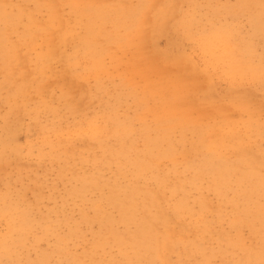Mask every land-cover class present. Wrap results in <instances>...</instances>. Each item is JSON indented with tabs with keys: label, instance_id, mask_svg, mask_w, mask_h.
Listing matches in <instances>:
<instances>
[{
	"label": "bare ground",
	"instance_id": "6f19581e",
	"mask_svg": "<svg viewBox=\"0 0 264 264\" xmlns=\"http://www.w3.org/2000/svg\"><path fill=\"white\" fill-rule=\"evenodd\" d=\"M74 1L62 0V4L75 16ZM30 2L35 6L26 11L29 8L23 3L0 0V104L6 100L10 111L6 115L0 111L1 125L9 140L16 129L8 122L11 115L47 118L49 123L40 125L41 142L52 145L56 140L55 157L71 176L69 180L60 171V178L67 177L69 185L62 189L55 220L50 218L47 224L35 222L22 206H5L11 216L0 239V262L21 264L19 250L34 245L27 237L38 225L52 237L39 254V264H264L261 100L237 93L229 102H210L202 109L204 117H193L190 104L180 100L188 99L189 92L179 75L161 86L162 82L153 84L142 69L135 77L142 80L143 99L137 101L132 116L124 111L119 117L116 111L103 108L101 118L107 124L63 125L58 110L48 104L57 94V85L41 89L51 78L47 75L50 62L58 60L59 42L66 38L68 14L58 0ZM208 2L183 0L176 13V29L186 31L184 39L203 45L204 53L219 52L221 65H241V54L234 47L245 50L251 41H264V0ZM86 11L97 19L104 14L114 16L115 8L89 3L78 9L76 17ZM133 15L139 19L142 10ZM196 15L200 20L209 15L201 28L218 24L214 39L205 34L206 29L199 33L191 21ZM243 23L246 30L238 31L236 27ZM86 24L83 37L95 39V23L87 18ZM122 27L123 32L129 30ZM113 31L108 38H116L121 47L124 40L117 38L119 31ZM262 60L260 55L258 64L243 63L254 72L246 76L247 81L264 79ZM179 62L177 68L183 69L185 65ZM228 72V91L246 86L247 81L236 83L246 79L245 70ZM14 73L21 76V83L15 81L19 78ZM31 84H35L29 88L34 95L27 88ZM161 93L174 107H181L184 115L176 116L174 108L146 98ZM85 94L90 96L86 90ZM119 95L106 96V104L118 101ZM129 95L134 96V91ZM205 95L211 97L208 91ZM72 134L84 143L77 151L66 143ZM83 230L89 232L88 238Z\"/></svg>",
	"mask_w": 264,
	"mask_h": 264
},
{
	"label": "rangeland",
	"instance_id": "374dc122",
	"mask_svg": "<svg viewBox=\"0 0 264 264\" xmlns=\"http://www.w3.org/2000/svg\"><path fill=\"white\" fill-rule=\"evenodd\" d=\"M14 1L28 7L26 11L35 6L30 0ZM4 2L9 4L7 1ZM182 2L183 0H75L74 16V13L71 15L68 13L69 10L63 6L62 0H58V6L68 14L67 35L63 41L59 42L61 48H59L58 60L54 63L50 62L47 75H51V78L42 84L41 90L57 85V94L52 96L48 104L58 110L63 125L107 124V119L101 118L100 111L103 108L116 111L119 117H122L124 111H130L126 113L132 116L131 111L137 109L135 107L137 101L143 99L140 88L142 80L135 77L136 73L142 69L147 70L146 76L153 84L162 82L161 86L165 84V80L168 81L174 75H179V80L187 84V92H189L188 99L180 98V100L190 104L189 109L193 117L199 115L204 117L205 113L202 109L210 102H229L237 93H244L252 100L259 98L264 104V79L259 82L247 81L246 76L253 75L254 72L248 70L243 64L248 60L255 64L260 62V55L264 56L263 39H260V43L251 41L245 50L234 47V50L241 54L240 58L243 61L241 65H238L240 62H235L233 66L227 62L221 65L222 58L219 52L218 54L216 52L209 54L208 51L204 53L201 47L203 45L197 40L190 42L184 39L183 33L186 31L183 28L176 29V13ZM89 3L102 5V7L113 6L114 16L104 14L102 18H97V21L93 15L87 16L86 11L82 12L84 16L77 18L78 9H85ZM208 3L216 5L218 0H211ZM117 10L119 13L116 12ZM141 10L143 15L139 19H136L134 15L131 16L132 13ZM154 13L159 14L164 20ZM198 15L191 21L196 28H199V33H202V29H206L205 34L214 39L218 24L201 28L202 23L209 19V15L204 20H200ZM87 18L95 23L94 30L98 33L92 40H87V36L83 37L85 35L83 27H87ZM120 18L121 23H119ZM137 23L141 25L135 26ZM121 24L129 30L123 32ZM246 27L247 25L243 23L236 28L238 31H245ZM113 30L119 31L116 34L117 38L124 40L121 47L116 45V38L113 40L108 38L114 33ZM235 46H239L238 42ZM93 54L96 57H93ZM178 62L179 66L185 65V67L178 69L176 66ZM11 63L13 65V62ZM8 68L6 67V70ZM192 68H196V72L193 73ZM231 68L238 72L245 70L246 79L238 80L236 83L239 82L241 85L247 81L246 86L227 90V82H229L227 74ZM53 72L56 76L52 75ZM14 76L19 78L15 81L21 83V76L17 73H14ZM33 85L35 84L27 88H33ZM85 90L90 93L89 97L86 96ZM130 90L134 91V96L129 95ZM29 91L31 95H34V89ZM206 91L211 94V97H206ZM24 92L25 90L20 91L21 94ZM21 94L17 97L20 105H22ZM117 94H120L118 101H110L106 104V96L115 97ZM146 98L161 102L168 109L174 108L176 116H183L185 113L180 112L181 107H174L172 103L166 101V94H153ZM152 100L148 99L147 102L151 104ZM198 103L202 108L197 107ZM0 111L1 115L10 112L6 100L0 104ZM16 116L17 119L11 115L8 120L10 124L16 126L14 138L9 140V133L3 130L0 120V239L5 233L11 216L5 213L4 208L7 205L24 207L31 212L35 222L43 225L47 224L50 218L55 220L56 206L63 193L62 189L69 185L67 177L60 178L59 173L60 171H63L64 175L67 173L69 180L71 176V172L67 171V168L55 157L53 146L56 140L52 145L41 142L40 125L49 123L48 119L41 116L35 120L33 114ZM66 143L75 151L84 145L83 141L73 134L67 138ZM42 234V227L36 225L27 237V242L34 245L19 250L21 264L40 263V252L46 248V241L52 240L50 235ZM82 234L89 237V232L86 230H83Z\"/></svg>",
	"mask_w": 264,
	"mask_h": 264
}]
</instances>
